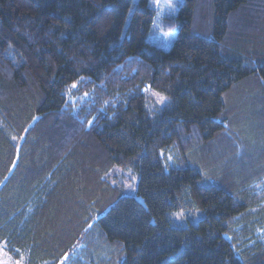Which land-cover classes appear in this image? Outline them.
Returning a JSON list of instances; mask_svg holds the SVG:
<instances>
[{
  "label": "trees",
  "instance_id": "1",
  "mask_svg": "<svg viewBox=\"0 0 264 264\" xmlns=\"http://www.w3.org/2000/svg\"><path fill=\"white\" fill-rule=\"evenodd\" d=\"M156 14L150 0H0L12 258L264 264V0H183L170 49Z\"/></svg>",
  "mask_w": 264,
  "mask_h": 264
},
{
  "label": "rangeland",
  "instance_id": "2",
  "mask_svg": "<svg viewBox=\"0 0 264 264\" xmlns=\"http://www.w3.org/2000/svg\"><path fill=\"white\" fill-rule=\"evenodd\" d=\"M183 0H150V5L156 9L152 39L153 41L165 49H170L173 39L176 36L177 29L167 30L168 17L176 16ZM125 172V173H124ZM120 168L114 170V178L119 185H123L126 193H134L138 177L129 171ZM116 173V174H115ZM0 264H24L21 259L12 258L0 243Z\"/></svg>",
  "mask_w": 264,
  "mask_h": 264
}]
</instances>
